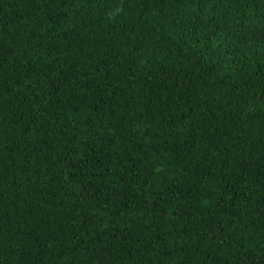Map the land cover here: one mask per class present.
I'll return each instance as SVG.
<instances>
[{"label":"trees","instance_id":"trees-1","mask_svg":"<svg viewBox=\"0 0 264 264\" xmlns=\"http://www.w3.org/2000/svg\"><path fill=\"white\" fill-rule=\"evenodd\" d=\"M0 264H264V0H0Z\"/></svg>","mask_w":264,"mask_h":264}]
</instances>
